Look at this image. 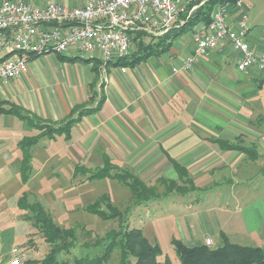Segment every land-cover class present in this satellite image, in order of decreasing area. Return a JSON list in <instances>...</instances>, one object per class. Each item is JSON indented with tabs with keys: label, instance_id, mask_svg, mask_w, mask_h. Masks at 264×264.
I'll return each mask as SVG.
<instances>
[{
	"label": "crops",
	"instance_id": "1",
	"mask_svg": "<svg viewBox=\"0 0 264 264\" xmlns=\"http://www.w3.org/2000/svg\"><path fill=\"white\" fill-rule=\"evenodd\" d=\"M15 1L36 6L53 1L64 5L85 2ZM245 5L248 12L250 7ZM240 12L233 10L231 24ZM247 26L252 48L264 51V28L248 22ZM188 32V36L185 33L179 36L164 55L126 67L127 72L113 64L104 66L98 58L88 59V63L65 59L86 63L80 66L81 80L76 86H66L67 90L58 87L56 97L48 93L45 104L34 103L30 95H15V87L24 88L29 82V72L4 85L5 89L0 87V101L22 106L52 123L64 121L76 106L93 108V113L72 127L63 150L53 151V157L95 163L98 168L110 161L134 172L147 185L158 187L159 192H163L162 186L165 188L174 181L188 187L185 194L179 195L206 194L210 196L204 195L207 204L194 205L197 199L193 198V205H185L184 210H199L195 214L200 218L201 211L206 213L209 223L217 230L212 235L219 236L222 242L225 234L232 243L261 246L264 243V86L257 72L238 70L240 53L227 42L193 69H182L194 50L193 31ZM8 55L9 51H0V57ZM57 137L35 145L33 153L37 148L55 147L60 139ZM222 143L251 148L256 155L226 149ZM173 163L179 164L185 173L181 175ZM215 197L217 200L212 202L210 199ZM180 232L181 241L190 247L206 244L207 239L215 241L207 231L201 236H189L181 227Z\"/></svg>",
	"mask_w": 264,
	"mask_h": 264
},
{
	"label": "rangeland",
	"instance_id": "2",
	"mask_svg": "<svg viewBox=\"0 0 264 264\" xmlns=\"http://www.w3.org/2000/svg\"><path fill=\"white\" fill-rule=\"evenodd\" d=\"M242 1L250 7L247 12L248 25L254 24L263 29L264 0ZM188 35L189 32H186L185 36ZM86 63L62 60L55 53L42 55L30 61V80L24 88L15 87V95L18 97L23 94L30 95L34 103L45 104L48 101V93H53L54 97L55 93L59 94L58 87L67 90L66 86L78 85L81 80L80 66ZM2 89H5L4 85ZM0 102L7 106L13 104L4 100ZM64 121L49 123L57 126ZM29 125L13 115L0 117V264H11L16 258L21 264L28 260L42 264L51 251L52 245L45 240L33 221L29 220L32 213L22 210L19 206V201L25 194L30 204L39 202L51 214L57 225L74 230L76 241L72 252L69 255L58 256L59 260L69 261L71 264L76 258L101 255L103 248L95 246L97 241L114 230L125 229L126 226L142 229L151 242L161 247L163 255L160 259L169 257L173 264H181L172 243L173 239L181 240V227L189 236H201L205 231L210 235L216 233L217 230L214 224L209 223L206 213L201 211L203 217L200 218L195 214H198L199 210H184L185 205H193L191 203L193 198L197 199L194 205L198 202L200 205L205 203L206 199L203 198L206 194L185 196L173 194L176 190L174 189L169 195H163L148 203L137 204L131 189L116 180L89 179L95 174L94 171L99 169L98 164L53 157V151L63 150L66 138L64 135L57 137L60 139L55 147L36 149L31 161L30 177L24 182L20 142L26 137L33 140L38 137L40 143L49 140L48 137H41V133ZM180 188L182 190V187ZM184 188L186 190L188 187ZM162 190L163 192H159L158 187H154L153 192L162 195L161 193L171 191L163 186ZM177 192L176 190L175 193ZM104 196L110 197L113 205L124 214L122 221L118 218L105 219L96 213L88 212V207L99 202ZM210 200L216 201L217 197ZM213 237L215 241L211 247L215 248L222 244L219 236ZM119 261L120 250L116 249L103 264H119Z\"/></svg>",
	"mask_w": 264,
	"mask_h": 264
},
{
	"label": "built area",
	"instance_id": "3",
	"mask_svg": "<svg viewBox=\"0 0 264 264\" xmlns=\"http://www.w3.org/2000/svg\"><path fill=\"white\" fill-rule=\"evenodd\" d=\"M200 0H88L81 5H64L53 1L36 6L24 1L0 2V87L23 78L29 72L32 55L55 53L80 59L98 58L104 66L127 58L133 51V38L139 32L160 37L172 27L179 14L189 4ZM208 0H203V5ZM242 0L217 6L212 21L193 31V53L182 69L196 64L229 43L240 53V72L255 71L264 86V51L252 48L247 37L248 14ZM195 5L191 12L197 9ZM233 10H241L237 20L229 19ZM127 72L126 67H122ZM176 72L178 70H175ZM206 245L211 247L212 240ZM11 264H21L19 259Z\"/></svg>",
	"mask_w": 264,
	"mask_h": 264
},
{
	"label": "trees",
	"instance_id": "4",
	"mask_svg": "<svg viewBox=\"0 0 264 264\" xmlns=\"http://www.w3.org/2000/svg\"><path fill=\"white\" fill-rule=\"evenodd\" d=\"M202 1L200 0L198 4L191 3L187 5L179 14L178 21L163 36L155 37L145 32L137 33L133 38L134 49L132 54L127 58L110 62L108 65L135 67L152 56H160L163 53H167L179 36L188 31H194L201 24H209L212 21L213 12L217 6L226 2L235 3L238 0H208L203 5H200ZM195 5H199V7L191 12V9ZM177 23L179 24L178 27H176ZM60 56L64 60H84L89 62L88 59ZM39 57L32 55L30 61ZM93 112L94 109L86 105L76 106L73 108L68 119L56 126L45 122L43 119L41 120L36 115H32L31 112L29 113L19 105L13 103L7 106V104L5 105L0 102V117L3 115L16 116L28 125L30 124L29 126L36 128L41 133V137H48L49 140H53L61 135L70 138L72 127L84 116ZM39 143L40 139L38 137L34 140L26 137L20 142V149L23 153L22 174L24 182L28 181L32 171L33 147ZM222 146L229 150L244 151L250 156L256 155V152L251 148L228 143H222ZM173 165L181 172V175L185 173L179 164L173 163ZM94 172L95 174L90 176L89 179L109 178L130 188L134 198L137 199V204L148 203L163 196L154 193L156 192H153L154 187L148 186L134 172L122 169L110 161H106L103 167ZM166 187L171 191L165 195L171 194L174 189L178 191V194H185L186 191L184 187L181 190V186L174 181L166 184ZM19 206L22 210L32 213L29 220L33 221L34 226L39 228L45 240L52 245L50 253L42 261V264H71L69 261L59 260L58 256L61 254L69 255L72 252L76 241L74 230L57 225L51 214L39 202L30 204L26 194L21 197ZM87 210L105 219L118 218L122 221L124 217V214L113 205L111 198L108 196H104L103 199L88 207ZM222 239V245L215 248L209 247L206 244L190 247L178 239H173L172 243L181 264H264V243L261 246H244L232 243L225 234H222ZM95 246L103 248L101 255L97 257L76 258L73 264H103L108 261L116 249L120 250L119 264H173L169 257L164 258V260L160 259L163 255L161 247L159 244L151 242L140 228L126 226L125 229L114 230L107 234L105 238L97 241ZM25 264H36V262L28 260Z\"/></svg>",
	"mask_w": 264,
	"mask_h": 264
}]
</instances>
